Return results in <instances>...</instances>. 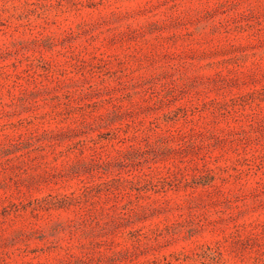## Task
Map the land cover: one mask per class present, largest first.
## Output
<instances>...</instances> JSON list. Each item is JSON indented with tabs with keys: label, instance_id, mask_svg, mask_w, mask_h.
<instances>
[{
	"label": "rangeland",
	"instance_id": "1",
	"mask_svg": "<svg viewBox=\"0 0 264 264\" xmlns=\"http://www.w3.org/2000/svg\"><path fill=\"white\" fill-rule=\"evenodd\" d=\"M0 264H264V0H0Z\"/></svg>",
	"mask_w": 264,
	"mask_h": 264
}]
</instances>
